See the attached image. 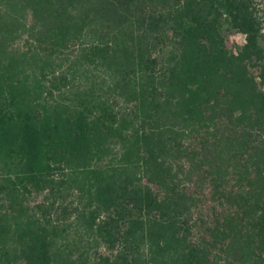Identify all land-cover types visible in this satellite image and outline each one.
Here are the masks:
<instances>
[{
  "label": "trees",
  "instance_id": "1",
  "mask_svg": "<svg viewBox=\"0 0 264 264\" xmlns=\"http://www.w3.org/2000/svg\"><path fill=\"white\" fill-rule=\"evenodd\" d=\"M0 264H264V0H0Z\"/></svg>",
  "mask_w": 264,
  "mask_h": 264
},
{
  "label": "rangeland",
  "instance_id": "2",
  "mask_svg": "<svg viewBox=\"0 0 264 264\" xmlns=\"http://www.w3.org/2000/svg\"><path fill=\"white\" fill-rule=\"evenodd\" d=\"M235 40L238 44H242L244 42V36L243 35H237L235 36Z\"/></svg>",
  "mask_w": 264,
  "mask_h": 264
}]
</instances>
